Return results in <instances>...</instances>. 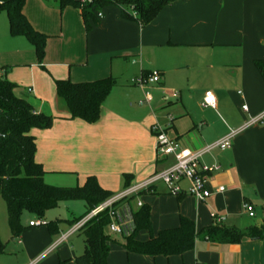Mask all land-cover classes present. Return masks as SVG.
Instances as JSON below:
<instances>
[{
	"label": "crops",
	"instance_id": "obj_1",
	"mask_svg": "<svg viewBox=\"0 0 264 264\" xmlns=\"http://www.w3.org/2000/svg\"><path fill=\"white\" fill-rule=\"evenodd\" d=\"M102 9L103 18L92 21L88 32L77 8L61 9L55 0H26V18L48 36L42 64L26 37L10 34L8 23L0 34V76L16 84V95L38 114L55 118L51 128L32 131L35 159L47 184L76 187L96 177L103 189L117 195L127 183L140 184L174 164L172 157L157 156L153 124L166 127L185 148L200 151L264 112V77L256 65L264 62V0H180L147 26L123 19L115 5ZM152 71L161 74L158 85L135 84ZM108 77L116 86L100 120H72L57 96L56 81ZM207 92L214 94L216 108L203 106ZM147 93L153 102L141 105ZM202 161L221 167L211 176L207 201L171 195L158 183L132 201L133 209H139L138 201L150 206L155 233L177 228L181 217L196 224L195 248L166 258L168 264H264V240L222 245L202 234L217 224L244 229L264 219V121L240 133L231 149L214 150ZM182 186L186 190L188 183ZM221 186L223 193L218 192ZM246 203L253 206L254 218ZM58 219L72 220L58 216L51 221ZM66 227L70 225L62 224L57 236L46 226L30 225L20 237L11 235L21 246L23 264H75L86 243L72 242L76 233L63 240L73 228Z\"/></svg>",
	"mask_w": 264,
	"mask_h": 264
},
{
	"label": "trees",
	"instance_id": "obj_2",
	"mask_svg": "<svg viewBox=\"0 0 264 264\" xmlns=\"http://www.w3.org/2000/svg\"><path fill=\"white\" fill-rule=\"evenodd\" d=\"M55 1L61 9L74 7L80 10L89 32L91 22L97 23V14L106 6L115 5L121 9L123 19L147 26L163 9L180 0ZM25 3L26 0H0V12L7 13L11 35L26 37L34 47L39 64H42L48 36L30 24L24 14ZM256 65L264 77V62L258 61ZM142 76L147 77L148 74L143 73ZM115 86L116 81L112 77L83 83L59 80L56 81V92L72 120L95 124L100 120L102 107ZM16 88V84L0 76V196L6 203L12 239L20 237L26 230L21 221L26 212L42 220L49 211L57 209L61 204L81 200L87 206L83 220L92 210L114 196L100 186L96 177H89L83 186L76 187L52 186L45 182V171L35 159L37 145L32 131L51 128L55 118L44 114L34 115L33 107L16 95ZM129 187L127 183L126 189ZM133 200L132 197L121 201L114 205V209ZM111 221L109 210H106L80 229L86 249L75 259V264H109L113 239L107 231ZM135 222L136 230L127 237L125 244L129 254L166 258L181 256L195 248L199 236L194 221L186 217H181L177 228L162 230L157 236H152L151 208L145 204L135 212ZM77 223L58 219L45 226L51 235L57 236L62 224L74 226ZM143 231L149 232V240L138 239V234ZM202 234L209 242L222 245H237L245 240L262 241L264 219L244 229L217 224L205 229ZM6 248L7 244L0 237V256L6 253Z\"/></svg>",
	"mask_w": 264,
	"mask_h": 264
},
{
	"label": "built area",
	"instance_id": "obj_3",
	"mask_svg": "<svg viewBox=\"0 0 264 264\" xmlns=\"http://www.w3.org/2000/svg\"><path fill=\"white\" fill-rule=\"evenodd\" d=\"M85 1L92 2L93 0ZM97 17L103 18V13L99 12ZM160 82V72L152 71L147 77H139L135 84L140 87H148L158 85ZM32 91L33 90L29 89V92ZM152 102L153 96L151 93H147L146 100L141 101L140 104L144 105L145 103L150 104ZM203 106L216 108V99L212 92L206 93ZM242 109L245 112H249L247 105H244ZM33 114L37 115L38 113L34 110ZM169 120L172 122V117H169ZM263 121L264 112L259 116L251 117L241 129L230 132L219 141L200 151H192L185 148L178 139L169 136L166 127L158 123L153 124L151 132L156 140L157 156L162 159L172 157L174 159V164L171 167L152 175L146 181L131 186L125 189L122 193L114 195L108 199L105 203L92 210L87 217L75 224L70 232L66 236H63L62 239L65 240L69 236L79 232L89 220L106 210H109V214L112 219L109 226V231L111 233L116 235H127V237L132 235L136 230V211L132 207V201L123 203L118 209H114V205L132 197L134 198V202L141 197V193H148L152 191L158 183H163L171 195L181 196L182 194H189L199 202L207 201L212 195V191L210 189L211 176L220 171L221 167L218 164H208L203 162V157L214 150L224 151L231 149L233 147L234 139L240 133L244 132L253 125L262 123ZM185 181L188 183V188L186 190L182 186V183ZM224 191L225 187L221 186L218 188L219 193H223ZM142 206L143 203L138 201L137 207L141 208ZM245 210L250 218L255 217L254 208L251 204L246 203ZM45 224L46 223H44L41 219H37V221H31L29 225L30 227H40Z\"/></svg>",
	"mask_w": 264,
	"mask_h": 264
},
{
	"label": "rangeland",
	"instance_id": "obj_4",
	"mask_svg": "<svg viewBox=\"0 0 264 264\" xmlns=\"http://www.w3.org/2000/svg\"><path fill=\"white\" fill-rule=\"evenodd\" d=\"M117 7V6H116ZM101 12L104 13V9H101ZM7 17V13L0 12V34L4 28L9 27V21ZM10 31V28H9ZM11 34V33H10ZM136 208L137 207V203ZM87 213V206L84 201H70L62 204L57 209L49 211L46 216L42 219V221L46 224L51 222L55 217H68L71 218L75 223L80 221L83 216ZM22 224L25 227H29L30 221H37L34 215L26 212L22 215L21 218ZM45 225L40 226L39 228H43ZM71 229L70 227H66L65 231ZM153 235H157L155 233L154 226L152 227ZM110 234L113 241L111 242V250L108 262L109 264H168L166 257L158 256L157 258H153L151 256H144L138 254H128L125 244L127 243V235H116L109 230L107 231ZM149 232L143 231L138 234V239L141 241H145L149 239ZM0 237L4 243L7 244V254L4 256H0V261H4V264H23L24 258L19 257L21 252V246L18 243L11 240V230L8 223V213L7 207L4 199L0 196ZM72 242L80 243L81 245H85V238L80 233H76L75 236L71 239ZM10 253V254H9ZM176 257V256H173ZM176 264H181L178 261Z\"/></svg>",
	"mask_w": 264,
	"mask_h": 264
}]
</instances>
